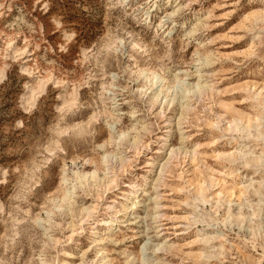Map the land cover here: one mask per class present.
<instances>
[{
  "label": "rangeland",
  "instance_id": "obj_1",
  "mask_svg": "<svg viewBox=\"0 0 264 264\" xmlns=\"http://www.w3.org/2000/svg\"><path fill=\"white\" fill-rule=\"evenodd\" d=\"M0 264H264V0H0Z\"/></svg>",
  "mask_w": 264,
  "mask_h": 264
},
{
  "label": "snow or ice",
  "instance_id": "obj_2",
  "mask_svg": "<svg viewBox=\"0 0 264 264\" xmlns=\"http://www.w3.org/2000/svg\"><path fill=\"white\" fill-rule=\"evenodd\" d=\"M37 3H39V0H37ZM41 7H43V5H40ZM56 27H60L59 23L56 24ZM73 37L71 34H64V40L68 41L71 40ZM53 39H55V37H53ZM61 51H63V49H61Z\"/></svg>",
  "mask_w": 264,
  "mask_h": 264
},
{
  "label": "bare ground",
  "instance_id": "obj_3",
  "mask_svg": "<svg viewBox=\"0 0 264 264\" xmlns=\"http://www.w3.org/2000/svg\"><path fill=\"white\" fill-rule=\"evenodd\" d=\"M38 88H41L40 86L38 87ZM34 94V93H33ZM33 94L30 96V97H32L33 96ZM32 99V98H31ZM246 187V186H245Z\"/></svg>",
  "mask_w": 264,
  "mask_h": 264
}]
</instances>
